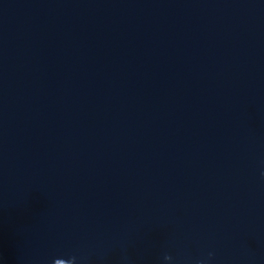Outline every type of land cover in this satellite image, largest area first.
Instances as JSON below:
<instances>
[{"label":"water","instance_id":"1","mask_svg":"<svg viewBox=\"0 0 264 264\" xmlns=\"http://www.w3.org/2000/svg\"><path fill=\"white\" fill-rule=\"evenodd\" d=\"M0 264H264V0H0Z\"/></svg>","mask_w":264,"mask_h":264},{"label":"clouds","instance_id":"2","mask_svg":"<svg viewBox=\"0 0 264 264\" xmlns=\"http://www.w3.org/2000/svg\"><path fill=\"white\" fill-rule=\"evenodd\" d=\"M167 258V257H166Z\"/></svg>","mask_w":264,"mask_h":264}]
</instances>
